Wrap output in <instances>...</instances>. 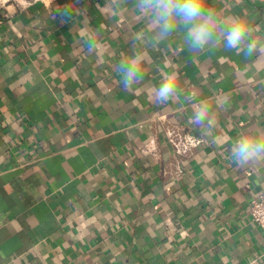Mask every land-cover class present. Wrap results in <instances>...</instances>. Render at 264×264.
<instances>
[{
  "label": "crops",
  "instance_id": "obj_1",
  "mask_svg": "<svg viewBox=\"0 0 264 264\" xmlns=\"http://www.w3.org/2000/svg\"><path fill=\"white\" fill-rule=\"evenodd\" d=\"M18 1L0 0V264H264L251 215L264 162L240 167L228 151L264 126V54L194 55L180 29L147 47L143 79L125 89L116 68L147 23L134 0L118 17L109 0ZM206 4L264 36V0ZM81 29L98 33L96 53ZM169 75L179 98L151 102ZM216 95L228 103L206 135L193 107ZM167 124L204 138L194 157H174Z\"/></svg>",
  "mask_w": 264,
  "mask_h": 264
},
{
  "label": "clouds",
  "instance_id": "obj_2",
  "mask_svg": "<svg viewBox=\"0 0 264 264\" xmlns=\"http://www.w3.org/2000/svg\"><path fill=\"white\" fill-rule=\"evenodd\" d=\"M127 3L128 0H109L110 14L120 16ZM134 4V11H138L147 23L144 29L135 33L136 44L130 54L117 65L116 70L125 89L143 79L144 66L150 60L147 47L156 48L180 29H183L185 44L194 55L219 46L235 50L237 54L243 53L246 57L264 54V36L256 34V28L245 15H225L207 6L206 0H134ZM79 38L87 54L96 53L101 47L96 31L81 29ZM179 95L178 78L171 75L165 76L158 87L148 91L149 100L156 104L175 101ZM227 103L226 95L214 96L211 104L201 101L193 107L192 123L199 125L206 135L211 134L216 123L213 105L223 109ZM220 139L215 137L213 143ZM228 151L233 162L240 167L264 162V126L252 125L231 142Z\"/></svg>",
  "mask_w": 264,
  "mask_h": 264
},
{
  "label": "built area",
  "instance_id": "obj_3",
  "mask_svg": "<svg viewBox=\"0 0 264 264\" xmlns=\"http://www.w3.org/2000/svg\"><path fill=\"white\" fill-rule=\"evenodd\" d=\"M54 1L55 0H24L26 5L41 3L45 7L51 6ZM17 2L19 3L18 0ZM165 136L174 157L177 158L179 162L194 157L205 141L202 136L190 133L184 128L176 127L171 124L165 126ZM159 155V149L152 151V156L154 158L159 157ZM177 174H182L181 168L178 170ZM251 215L253 221L264 231V192L258 194L251 202ZM250 264H259V262L253 260Z\"/></svg>",
  "mask_w": 264,
  "mask_h": 264
}]
</instances>
